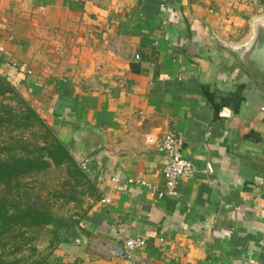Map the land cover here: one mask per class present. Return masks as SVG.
<instances>
[{"label":"crops","instance_id":"1","mask_svg":"<svg viewBox=\"0 0 264 264\" xmlns=\"http://www.w3.org/2000/svg\"><path fill=\"white\" fill-rule=\"evenodd\" d=\"M261 17L264 0H0V76L93 191L47 264H264V90L227 50ZM167 131L193 174L159 198L126 180L165 190Z\"/></svg>","mask_w":264,"mask_h":264},{"label":"trees","instance_id":"2","mask_svg":"<svg viewBox=\"0 0 264 264\" xmlns=\"http://www.w3.org/2000/svg\"><path fill=\"white\" fill-rule=\"evenodd\" d=\"M8 93L12 94L15 97L14 100L20 104V110L16 113L11 107H5L2 104L0 107V127L17 124L20 128L27 129L34 123L40 127L44 135L42 144H34L32 150L22 155L9 152L8 147H0V156L2 153L8 154L7 158H0V189L4 190L0 193V264H47L50 252L65 239L62 238L58 242L50 241L47 248L48 253L45 256L38 258L37 261L27 262L25 258L16 257L21 252V247L16 245L18 244L17 240L21 239L22 244H25L24 233H20V231L44 228L58 222L59 225H54L53 229L57 232L61 227L72 229L76 224L75 221L66 223L62 220H56L43 203L28 201L19 203L12 201L16 199H9L8 193H3L15 188L14 184H18L24 177L47 170L51 166L65 165L67 169L73 170L85 181L87 178L77 167L68 148L55 137L35 110L16 93L14 86L0 76V96L3 97ZM22 149L27 150V146H23ZM13 241H16L15 244L11 243ZM11 247L13 252L8 253ZM32 252L31 258L36 252L35 249H32Z\"/></svg>","mask_w":264,"mask_h":264},{"label":"rangeland","instance_id":"3","mask_svg":"<svg viewBox=\"0 0 264 264\" xmlns=\"http://www.w3.org/2000/svg\"><path fill=\"white\" fill-rule=\"evenodd\" d=\"M14 99L15 97L10 93L3 97L0 96V107L3 104L18 113L20 104ZM43 135L40 127L34 123L27 129H22L17 124L5 125L0 127V147H8L9 152L22 155L32 150L34 144H42ZM23 146H27V150H23ZM7 155V153H2L0 158H7ZM14 186L16 187L3 194L8 193L9 199H16L12 201L19 203H25L26 201L43 203L56 220H62L66 223L76 221V217L82 211L83 206L86 205L84 202L93 194L87 181L75 174L73 170L67 169L65 165L51 166L47 170L33 173L21 179ZM3 191V189H0V193ZM54 225H59V223L55 222ZM54 225L20 231V233H24L25 244H22L21 239H16L18 242L16 245L19 248L21 247V252L16 257L25 258L27 262L37 261L38 258L48 253L47 248L50 241L58 242L62 238L65 239L72 231L61 227L56 232L53 230ZM15 242L11 243L15 244ZM32 249H35L36 252L31 258ZM12 252L11 247L8 253Z\"/></svg>","mask_w":264,"mask_h":264},{"label":"built area","instance_id":"4","mask_svg":"<svg viewBox=\"0 0 264 264\" xmlns=\"http://www.w3.org/2000/svg\"><path fill=\"white\" fill-rule=\"evenodd\" d=\"M139 58L138 56L136 57ZM182 138L172 131L164 133L158 143V151L163 154L162 175L165 180V190L161 191L156 186L150 185L141 179H127L126 183L137 187H145L157 197L176 196V188L180 180L188 179L193 174V166L181 154ZM81 171H86L87 161L84 160L78 164ZM112 181H116L112 179ZM100 203L107 205L110 198L105 196L100 199ZM144 244L141 238H128L122 241L123 257L128 261H133V251L140 249Z\"/></svg>","mask_w":264,"mask_h":264},{"label":"water","instance_id":"5","mask_svg":"<svg viewBox=\"0 0 264 264\" xmlns=\"http://www.w3.org/2000/svg\"><path fill=\"white\" fill-rule=\"evenodd\" d=\"M227 50L235 56L241 69L264 90V17L252 22L251 33L246 45L238 50L227 47ZM93 151L94 149H90L87 154ZM111 247L118 254H122L121 249Z\"/></svg>","mask_w":264,"mask_h":264}]
</instances>
